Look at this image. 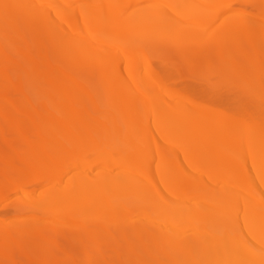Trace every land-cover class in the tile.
Returning <instances> with one entry per match:
<instances>
[{"label":"bare ground","instance_id":"1","mask_svg":"<svg viewBox=\"0 0 264 264\" xmlns=\"http://www.w3.org/2000/svg\"><path fill=\"white\" fill-rule=\"evenodd\" d=\"M181 1L0 0V264H264V0Z\"/></svg>","mask_w":264,"mask_h":264},{"label":"rangeland","instance_id":"2","mask_svg":"<svg viewBox=\"0 0 264 264\" xmlns=\"http://www.w3.org/2000/svg\"><path fill=\"white\" fill-rule=\"evenodd\" d=\"M190 3V0H182L181 3L179 2V4H177V8L180 6V5H184L185 7H187ZM261 4V0H254V1H251V0H244V12L247 11V12H250V13H253V12H256V11H260V5ZM255 10V11H254ZM235 12H239L238 14H231V13H235ZM241 13H243L242 11H237V10H231L229 12H227L226 14H230L229 16H235V17H238ZM215 14V10H210L207 14V17L209 15H213ZM218 14V13H217ZM216 14V15H217ZM226 14H223L221 17H220V20L217 21V22H214L212 24V21L208 20L207 22L209 23V27H212V26H217L219 24H222L226 21V19H231V17L229 16H226L224 18V16ZM206 17V18H207ZM224 18V19H222ZM228 19V20H229ZM262 22L264 23V20H262L260 25H262L264 27V24H262ZM152 38L150 37H147L144 41L145 45L147 46L150 42H152ZM203 38L202 37H195V43H198L200 41H202ZM225 44L230 45L229 41H228V38L225 39L224 41ZM231 49H230V56H232L234 54L233 50H232V46H230ZM229 47V48H230ZM264 47V44L263 46ZM173 49L174 47H171V50H170V53L173 52ZM216 62L215 64V67L210 70V69H203L206 73H211L212 75L214 76H223L226 72V74L230 77V78H233L235 79L234 77H236V74H237V67L239 65H244L239 59L238 57L236 56V64L233 68H227L223 62H219L218 61V58L217 59H214ZM189 68L190 67H182L180 68V75L181 77L179 78V81L180 83L183 82V83H188V84H193L195 86V88L197 89H204L205 88V84L204 82H201V81H196L195 79H193L190 75V72L189 71ZM143 68H141V71ZM191 70V69H190ZM153 132L156 133V128H153ZM156 136H157V133H156ZM243 146V144H242ZM180 150H178L177 147H175V150L174 152L179 154L180 155ZM100 168V167H99ZM98 168L95 169V171L97 170ZM72 174L69 172L67 174V176L65 177V180L62 181L60 183L61 187H69L70 185V179L71 178ZM39 192H41V189H38L35 194H37ZM21 194V192H17V193H12L11 196H10V199H12L14 201V205H9V206H2L0 207V212L3 213V214H7V215H3L1 217H6V216H11L13 214V208L14 207H19L21 205V203H19V201L16 199L19 195ZM8 199V200H10ZM8 200L4 201V202H7ZM124 205H121L120 207H116L112 212H110L108 214L109 216V220L106 224V228L105 230L103 231V233L101 234V238H103L104 240H109V239H112V238H118L117 235L115 233H113L116 229L118 228H121V225L122 223L131 218H148L147 216H149L150 214H152L153 212L149 209H147L145 206L143 207H138V202H137V199L134 197V196H131L129 198H127L125 201H124ZM139 208H143V209H147L149 212L147 211H144L143 213H141L140 211H136V212H133L131 213L130 211H133V210H138ZM209 214H217V213H207V214H203L201 215L202 217L197 221L198 223H202L204 222V220L206 219V217L209 215ZM107 217V216H106ZM152 219V218H151ZM92 221V218L90 219ZM94 221V220H93ZM147 225H150L149 222H146V223H143V222H138V225H137V234L140 233V231H142L143 228L147 227ZM149 239H150V242L153 243L154 242H158V245L157 247L159 248L161 245L160 248L163 247V245H166L165 243V239H168V240H171L174 238V236L172 235V233L169 231V230H165V228L163 229H160L159 233L157 234H154L153 235V232L151 231L150 234H149ZM65 241H66V238H65ZM104 244H106L104 242ZM111 244V243H109ZM114 245V244H113ZM165 248V247H164ZM163 248V249H164ZM167 248V246H166ZM165 248V249H166ZM69 249L68 246H65L64 249H63V252H66L67 250ZM168 249V248H167ZM153 253H155V255H158L159 254V249L153 251ZM134 264H150V260H146V258L144 257H136L135 258V262ZM189 264H195L194 262H189Z\"/></svg>","mask_w":264,"mask_h":264}]
</instances>
